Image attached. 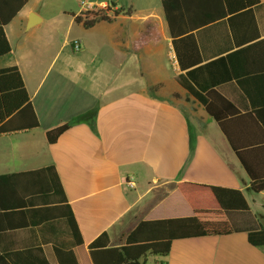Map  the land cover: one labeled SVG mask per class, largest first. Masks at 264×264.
Returning <instances> with one entry per match:
<instances>
[{"label": "crops", "instance_id": "obj_1", "mask_svg": "<svg viewBox=\"0 0 264 264\" xmlns=\"http://www.w3.org/2000/svg\"><path fill=\"white\" fill-rule=\"evenodd\" d=\"M71 1L28 0L5 26L11 51L0 68L18 66L40 125L0 133V264H94L89 244L104 231L122 246L142 220L192 215L183 181L250 190L230 140L180 77L242 113L263 106L264 43L245 48L264 39V0L196 30L202 62L186 70L162 0ZM98 8L111 19L89 28L75 20ZM32 12L41 20L27 29ZM149 26L157 39L139 42ZM75 118L49 142V129ZM244 122L234 134L243 145L264 137ZM259 215L264 201L230 213L232 233L175 239L167 256L149 254L145 264H264V245L248 238Z\"/></svg>", "mask_w": 264, "mask_h": 264}, {"label": "trees", "instance_id": "obj_2", "mask_svg": "<svg viewBox=\"0 0 264 264\" xmlns=\"http://www.w3.org/2000/svg\"><path fill=\"white\" fill-rule=\"evenodd\" d=\"M27 1L0 0V56L11 51L5 26ZM260 2L261 0H162L164 16L173 37L181 69L186 70L202 62L195 37L196 30L224 18L231 20L238 14L252 13L253 7ZM104 11L102 8L88 9L78 14L75 20L89 28L99 20L111 19ZM131 12L132 9L127 10V13ZM157 37L149 26L147 32L140 36L139 42L156 40ZM261 43H264V39L245 49H251ZM238 52L240 51L231 55ZM180 80L205 104L208 113L217 120L225 132L251 178L249 189L254 193L263 191L264 137L258 139L257 143L243 145V139L234 134L241 119L248 127L255 125L264 131V105L251 112L242 113L216 89H209L203 95L191 87L185 76L181 75ZM77 119L49 129L47 131L49 142L57 141L63 132L77 122ZM39 125V117L18 66L0 68V133ZM2 178H5L4 175H0V180ZM177 188L191 207L192 215L142 220L126 235L125 244L122 246L111 247L109 233L104 231L89 244L93 263L145 264L149 254L167 256L175 239L232 233L234 227L229 214L250 210L245 193L238 188L188 181L178 183ZM68 220L76 242L82 243L78 224L71 211ZM248 238L253 245H264V217L259 215V225L249 230ZM76 263L77 261H74V264Z\"/></svg>", "mask_w": 264, "mask_h": 264}, {"label": "rangeland", "instance_id": "obj_3", "mask_svg": "<svg viewBox=\"0 0 264 264\" xmlns=\"http://www.w3.org/2000/svg\"><path fill=\"white\" fill-rule=\"evenodd\" d=\"M74 1L72 0L71 2H69L68 4H73ZM245 195L247 196V199L249 201V203L252 205V208L254 210H256L257 208H259V204L260 202L264 201V198H262L263 196L261 194H257L254 192H251L250 190H245ZM153 262L150 261V263L148 264H152Z\"/></svg>", "mask_w": 264, "mask_h": 264}, {"label": "water", "instance_id": "obj_4", "mask_svg": "<svg viewBox=\"0 0 264 264\" xmlns=\"http://www.w3.org/2000/svg\"><path fill=\"white\" fill-rule=\"evenodd\" d=\"M40 20H41V17H39V15H37L35 12H32L29 15V19H28L26 28L27 29L31 28L32 26L37 24Z\"/></svg>", "mask_w": 264, "mask_h": 264}, {"label": "built area", "instance_id": "obj_5", "mask_svg": "<svg viewBox=\"0 0 264 264\" xmlns=\"http://www.w3.org/2000/svg\"><path fill=\"white\" fill-rule=\"evenodd\" d=\"M74 47L76 50L80 49V43L78 41L74 42ZM128 182L134 186L135 185V181L133 179H129ZM162 264V263H161Z\"/></svg>", "mask_w": 264, "mask_h": 264}]
</instances>
